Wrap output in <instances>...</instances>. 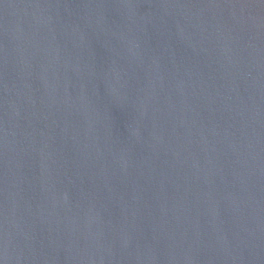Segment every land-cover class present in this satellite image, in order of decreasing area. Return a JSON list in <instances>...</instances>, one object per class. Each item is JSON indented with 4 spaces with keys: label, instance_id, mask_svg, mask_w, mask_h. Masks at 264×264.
Returning a JSON list of instances; mask_svg holds the SVG:
<instances>
[{
    "label": "water",
    "instance_id": "1",
    "mask_svg": "<svg viewBox=\"0 0 264 264\" xmlns=\"http://www.w3.org/2000/svg\"><path fill=\"white\" fill-rule=\"evenodd\" d=\"M0 264H264V0H0Z\"/></svg>",
    "mask_w": 264,
    "mask_h": 264
}]
</instances>
